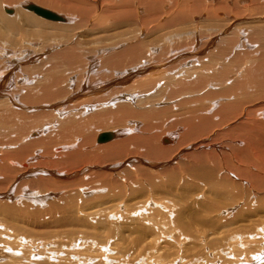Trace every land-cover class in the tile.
<instances>
[{"label": "bare ground", "instance_id": "obj_1", "mask_svg": "<svg viewBox=\"0 0 264 264\" xmlns=\"http://www.w3.org/2000/svg\"><path fill=\"white\" fill-rule=\"evenodd\" d=\"M2 1L4 0H0V8L2 7L3 11H5V15L13 16L5 18L6 16L3 17L0 15V45L2 46L7 45L6 40L9 36V43L14 45L12 38L15 35H22L26 40H32L35 35H39L40 38L44 37V40H46L45 38L48 40L54 38L52 37L55 33L53 31H59L60 34L57 33L58 38L62 34L67 36L66 32L69 29L76 28L77 25L75 24V20H77L76 23L79 24L78 19L81 18L84 13L83 11L76 10L79 11L74 14L77 18H75L71 24L61 26L54 22L66 24L67 20L65 17H62L55 12V14L63 19L62 21L50 22L43 18V20H39L35 19V16L33 17L30 13L18 14L19 19H17L14 17L16 11L14 9L10 10L11 8L9 9L6 5L15 4L20 0H7L9 4H5ZM30 1H34L38 4L37 0ZM103 1H105V4L112 3L113 7L115 5L117 7L118 4H121L123 8L126 7L128 10V5L133 4V1L129 2L128 0ZM166 1L167 0H152L145 2V5L150 12L158 13L161 10L160 7H163ZM181 1L180 3H182ZM193 1H196L195 5L191 7L194 15L200 11L198 6L200 5V2L202 3V0ZM41 2L45 4V7L52 10L54 9L60 12L65 11L58 6L60 3L58 0H41ZM51 5H54L55 7ZM27 6H31V4H22L20 7L27 10ZM91 6L90 11H93L92 8L94 6L92 8ZM109 9L106 10V12L104 11L102 13L103 15L100 16L97 21H102L104 23L101 25H106V27L110 26V28L116 30L114 28L118 24L122 25V23H125L126 19H124V16L120 15L121 13L118 11L115 12ZM126 13H128V11ZM86 14H88V12H85V15ZM180 17L183 18V15H175L174 20H172L171 23L184 24L185 22L180 20ZM111 18L116 19L117 23ZM117 19L121 20L122 23L119 20L117 21ZM45 20L49 22H46ZM79 20L81 21V19ZM77 29L78 26L76 30ZM60 38L67 41L64 42L65 48L63 50L61 49V52L58 51L59 53H57L56 56L53 54V57L47 56L48 59L51 57L48 60V63L44 60L43 62H40L39 64L41 66H36L34 68V75H31V72L29 71V73L25 69L24 72L29 75L21 77V73V75L18 76L20 77V81L18 82L25 83L24 86L21 85L20 89L22 90L19 89L21 91L19 93L14 91V88L12 87L14 82L16 83L17 81L13 75L14 70L21 64H26V62L30 61L34 62L37 56L34 55L35 53L30 55L27 52L16 53V51H14V56L9 61L8 59L6 60L7 57L4 58L5 60H0V131L1 128L5 129L2 133L8 134L6 140H9V143L12 144V147L10 146L11 144L6 146L11 147V149L4 150L3 148H5V145L3 148L0 147V151L1 149L4 150L0 152H3L0 154V224L3 223L6 228L10 229L11 231L9 232L16 233L13 235L11 234V236L14 238V243L19 244L16 247L15 245H10L9 247L7 244L8 242H4V249L7 253L5 252L3 256L5 259L0 262V264L19 263V261L16 262L14 259L15 256H20L21 245L27 246H25V248L22 247V249H25L24 251H29L30 249L33 251L35 244L32 236L35 234H41L40 231H51V229L56 230L58 235L59 233H61V235L65 234L66 236H64V238H68L69 241L71 238L74 239V236L76 237L81 234V232H83L82 229H91L94 222H91L90 218L95 219V216L104 218L105 215H109L113 211L115 206L114 204L113 206L103 205L104 207H113L110 211H108L109 208H106L108 212H105L104 214L102 213L103 215L100 214L103 209L102 211H99L98 209L93 211L95 208L94 205L97 203H94L95 195H100L101 201H105L109 196L118 197L128 192L127 195L134 199L136 197L133 198V196L137 195L139 197L141 195L145 197L144 194L146 188L154 193L153 191H160L163 187H168L170 185L180 187L181 182V189L185 192L188 191L187 186H189L191 190H196L198 184H202L198 190L199 192L205 191V195L203 194L204 192H201L205 199L200 198L198 201H195L197 198L192 199V196V200H190L191 205L188 206V204L184 210H179L180 208L178 209V206L180 207V202L177 199H172L170 201L168 199L166 200L165 197L164 200L159 199L156 201L154 200V197L150 196L143 199L145 202L142 205V210H146L151 204L152 206L158 207V202L161 207L167 206L169 212L166 217H172L168 222L164 221V224L167 226V235L162 232L161 228V230H156L154 229V225V227L150 225L146 229L149 233V237H153L151 240L149 239L146 244L147 234L143 233V230L145 229L144 227L139 230L135 228L131 229L127 227L123 228L122 226H115L111 228L114 232L115 238L122 239L127 238L130 234H136L137 238H134L136 245L141 246L140 244L144 241V245L146 244L144 246L145 249L147 245L149 248H158L160 245V248L158 249L162 250L164 247H161L162 242L160 241L164 236L166 237L170 234V237L173 238V236L175 237L174 234L176 232L180 235L183 234L184 238L182 244H184L188 237L194 235L191 230L192 226H198L200 224L201 226L203 225V227H207V225L204 224L208 223V225H211L207 227L210 229L209 232H214L211 235L215 236L216 233H219L217 230H220L222 240L225 236L227 237L225 241L229 245L227 250L228 253L222 250L220 251L222 255H225L223 257V264H256L263 259L264 252L257 249L263 245H261V240L264 241V224L261 223V220H264L263 122L251 121V124L249 122V124L237 122L235 125L232 124L233 126L229 125L232 127L233 139L239 140L237 142H240L242 145L240 147L231 146L229 152L220 155L221 158L219 161L218 158L216 160V157L210 152H206L205 154L193 152L190 154L188 153V160H190L191 163L189 165L182 164L180 167H178L177 164V167H175L177 170L172 167L167 168L166 166L169 165V162L163 166L161 165L159 168L163 169V172L158 171L156 173L165 176L166 184L158 181L157 176L159 175L153 174L154 172H150L149 169L146 170L139 167L137 162L142 161V159L147 162L152 161L157 163L166 159H169L171 162L175 161L182 153H184V150H181L180 144L195 141L196 139H201V141H203V139H206V136H208L214 128H217L221 124H225V122L231 121L232 119H239L242 114L245 115L247 107L245 108L243 105L248 106V103L250 104L256 101L257 96H260V94L262 97V91H264V62L262 64L259 62L253 63V65H250L251 67H248L247 65L248 68L243 70L245 71L244 77L242 76L241 79L238 78L231 81L230 84L226 83L228 86L219 89L222 91H215L209 89V87L212 88V86H210L211 84H215L214 81H211L212 79H209L210 76L208 79L197 78L191 80V76L195 74L197 75L200 72L196 73L193 70L195 74H188L191 71H188V68L184 65L188 63L181 60V58L186 55L195 58L198 54H196V51L199 50V48L192 50L195 47H192L193 44H191V42L193 39L191 33L188 31L181 37L163 39L161 41L163 42L161 44L164 46L162 49L161 44L152 46L145 43H139L137 37H134L131 41L126 38V41H124L125 39L123 41L122 39H119L118 44H113L112 47L111 45L106 44V46L101 47L99 45L95 46L93 44L98 43L99 41L93 42L91 45L94 47L87 49L88 51L86 49L84 51L82 48L89 45L87 39L86 41L83 40L82 42L70 46L69 41H72L73 38L66 39L63 36ZM35 39H37V37H35ZM170 39H183L184 41L182 44L184 47L169 43ZM44 40L42 41L44 42ZM101 42H103V40ZM195 43H198L197 40ZM209 43L211 42H207V44ZM48 48L53 49V47L48 46L45 50H48ZM77 48L81 49L82 52L85 53L84 55H90L87 57L88 60L83 59V54L81 55L78 53L76 50ZM21 49L22 48H20V50ZM159 51L160 53L158 54ZM94 53H96L95 55L102 56L99 63H97L96 60L94 61L96 58H93L95 56L91 55ZM182 53L184 54L181 57H176ZM4 54H6L5 56H7V54L10 56L7 50H5ZM154 54L158 55L154 56ZM160 54H163V56ZM165 54H167V58L165 56L164 59ZM0 56L4 57L2 55ZM43 56L45 55L43 54ZM43 56H41V60L44 58ZM242 60V62H244V59ZM178 61L182 62L179 63ZM95 65L102 67L100 73L97 72V74H94L89 70L83 75L84 79L81 76L72 77L70 75L71 73L78 71L76 69L77 67H80V70H88L91 66L97 67ZM172 65H174V68L170 67ZM195 68V70H197V67ZM225 68L223 71H225ZM32 69L33 68L31 67V70ZM201 69H203V67ZM206 69L208 68L205 67V70ZM132 74L136 75L131 77ZM225 74L227 73L225 72ZM202 75H204V73ZM157 76L161 78L159 79ZM80 78H82V80H80ZM134 84H137L138 86L136 97H139L138 95L141 94H145L147 97L144 96L141 99H136V97L127 94L134 89L132 88ZM155 88L156 92H153ZM204 89L205 91H203ZM198 91H203L202 95H199ZM246 91L250 94L254 93L250 95V98L247 97V99L241 97V99H237L236 102L230 101L228 103H220L218 106L214 105L213 108H209L207 113L203 109L205 103L203 104V107H199L202 102H210L215 98L217 99V97L219 99L222 97L221 99L223 100L232 95L235 97L239 92H242V94L245 93V96L247 95ZM14 92H16V94ZM107 92L109 93L107 94ZM17 94L19 103L14 100ZM124 100H128L129 103H117V101ZM261 100H263V98L260 99V101ZM9 102L13 106H9ZM50 103L54 104L51 105ZM63 103H65V105L60 106ZM82 105L83 110H80ZM110 105L112 106L107 108ZM214 107H217V110H214ZM65 109L66 111L69 109L72 112L70 113V116H66L67 118L61 121L54 120L53 117L56 115L63 116ZM31 110H36L39 114H34L33 116L28 115V112L30 113ZM93 110L95 112L89 115L88 113H91ZM248 112V116L253 113L252 111ZM85 113H87L88 116H84ZM38 116H41V118H38ZM31 120L35 127L41 126L40 130L41 132H44V134L40 137L38 134L39 131H31L27 136L29 140L25 143V132L29 130V127L33 126L31 123H28ZM92 125V128L99 126L104 127L102 129H105L110 126V128H117V130L115 132H106L109 133L110 139L103 143H99L97 137L101 133L95 135L94 130L97 128L90 130ZM88 127L90 129L86 131ZM180 128H183V133L181 132L182 134L180 133L178 137V146L174 147V144L177 141L174 137L175 135L168 134L170 136L162 137L163 134H167L164 133L167 129L180 130ZM159 132H161V135ZM2 133L0 132V134ZM4 136H6V134ZM0 137L2 136L0 135ZM158 137L163 144L167 143V147H163L159 144ZM31 138L34 139L31 140ZM94 138L95 143H93ZM170 142L172 143L169 144ZM91 144L94 145V148L87 149ZM199 144L201 145V142ZM97 145L104 146L97 147ZM187 147L191 152L195 150H193V146ZM217 161L219 163H217ZM95 164H109V166L105 167L104 171L98 170L83 177L81 171L86 170L82 169L83 165L91 166ZM219 164L222 166L220 167ZM124 166H128L126 167L127 169H125ZM221 168H224L226 170L224 172L226 173L221 171ZM48 169L52 172H49ZM179 169L184 173L189 174V178L194 180L191 181L193 184L177 179V171H179ZM80 172L81 175H79ZM120 173L126 183H121L120 179H118L117 174ZM76 175L79 177L77 176L76 178ZM121 176L120 178H122ZM23 177H32V179L21 180ZM81 188L86 189L87 193L82 194L80 192ZM32 190H35L34 194L31 193L33 192ZM187 195L183 192L182 198L189 201ZM117 197L115 198L117 199ZM123 197H119L120 200L123 199ZM30 198H34L37 203L32 204L29 201ZM115 198L111 199L115 200ZM95 201H97V199ZM139 201L140 200H135V203L133 204L135 205ZM173 206H175L174 210H172ZM188 208H192L195 211L190 213L191 211ZM259 213L261 216H258ZM204 214L209 216L212 215V218L214 219L212 221L206 219H202L203 221L198 220L199 216H204ZM232 216L238 219L242 218L245 225L235 227L237 224L231 222L230 217ZM109 217L111 218V221L116 218V221L114 220V222L116 225H119L120 217L115 216L114 214H110L107 218ZM254 217L257 218L254 219ZM260 218L261 220H259ZM105 220L106 219L104 218V220L99 221V229L105 226L107 223ZM225 222L230 225H236L228 228L222 227L220 229L219 226H222ZM162 223L163 221H161V223L159 222V224ZM0 231H2V233L5 232V230ZM113 232H111V235H113ZM198 235L197 237L199 239L203 237L204 240L203 242L200 241L201 245L199 251L195 253L192 258L187 260V262H190L191 264L193 262H203V260L207 262L210 258H213V260L215 258V261H217V255L214 256V253L216 252V249L219 248L218 243L211 245L209 244V240L206 241V236ZM175 238L176 239L173 240L177 241L178 237L176 236ZM208 238L209 237H207V239ZM77 241V244L82 242L80 241L78 243ZM211 241H215V239H212ZM107 242L108 241L105 243ZM132 242H134V240H132ZM66 245L68 246L69 244ZM36 247L38 248V245L35 246V248ZM142 248L143 247L140 249ZM248 251H253L254 253L247 255ZM207 252L209 254L212 252L213 256L211 255L210 258H205L203 260L197 256ZM125 254H122L120 258L126 259L127 257L123 256ZM204 254L202 257H204ZM142 256L144 259L145 257L147 258V253L144 251L139 253L136 256V260ZM49 257H51V255ZM160 258L161 256L159 259ZM174 262L175 261L170 263ZM42 264L44 263L42 262Z\"/></svg>", "mask_w": 264, "mask_h": 264}, {"label": "rangeland", "instance_id": "obj_2", "mask_svg": "<svg viewBox=\"0 0 264 264\" xmlns=\"http://www.w3.org/2000/svg\"><path fill=\"white\" fill-rule=\"evenodd\" d=\"M37 1H38V4L36 2L30 1V0L29 1L28 0H20L19 2L15 3V4H9L7 0H4L2 2H4L5 4H9V5H6V7H8L9 9L11 8L10 10L14 9L16 11L15 15L17 17L15 15H14V17L17 19H19L18 17L22 13H27V14L30 13L33 17L35 16L34 17L35 19H39V20L42 19V18H39L38 16L36 17V15L33 14V12L24 10L22 7H20L22 4L25 5L26 3L31 4V5L33 4V5L42 7L44 9L50 10L52 12H55L58 15L65 17L67 20L66 24L54 22L55 24H58L61 26L69 25L72 23L73 20H75V18H77V17H75L74 14L78 13L79 11H76V10L83 11L84 13H83L82 17L79 18V19H81V21L78 19L79 24H77L76 23L77 20H75V24L78 26V29L76 30L77 26L74 29H69L66 32L67 36L62 34L58 38L57 33L60 34L59 31H53V32H55L52 35V37H54V38H51L48 40H47V38H45L46 40H44L43 36H42L43 38H40L39 35H37V36L35 35L32 40H26V38L23 37L22 35H19V36L15 35L12 38L14 41V45L10 44L8 41L10 36L6 40L7 45H5V46L0 45V55L4 56V57L0 56V60H5L4 58L7 57L6 60L8 59V61H9L14 56L13 55L14 51H16V53L27 52L30 55H32V53H35L34 55L37 56L36 59L34 60V62H32V61H30L31 63L26 62L27 65L21 64L18 68H16L14 70L13 75L17 81H16V83L14 82V85H12V87L14 88V91H16L17 93L21 92L20 91V90H22V89H20L21 85L22 86L25 85V83L18 82V81H20L19 80L20 77H18V76L21 75V73H22L21 77H25V76L29 75V74L24 72L25 69L28 72L30 71L31 75L32 74L34 75V68L36 66H41L39 64L40 62H43V60H44V61H47V63H48V60L51 57H53V54H54V56H56L57 53L61 52V49L63 50L65 48L64 42H67V41H65L64 39H61L60 37H62V36L66 39L73 38L72 41L71 40L69 41L70 46H73L75 43L77 44L79 42H82L83 40L86 41V39H87V43H89V45H87L85 48H82V50L84 49V51H85V49L87 50L89 48L94 47L91 45L93 42L99 41L98 43L93 44L95 46L99 45L101 47V46L111 45V47H112L113 44H118L119 39L120 40L122 39V41H123L126 38L127 40L129 39L131 41L134 37H137V41H139V43H145L148 45L157 46V44L163 43V42H161L163 39H167L170 37H175V38L181 37L184 34H186L188 31L189 33H191V36L193 39V41L191 42V44H193L192 47H195L192 50H196L198 48H199V50L196 51V54L197 53L198 54H197V56H195V58H192V57H189L186 55V56H183V58H181V60H184V62L185 63L187 62L188 64L191 63L189 65L184 64L185 67L188 68V71H191L188 74L193 75V74H195L194 71L196 73H199V72L201 73V75H200V73L197 74L198 76L196 74L193 75L194 77L191 76V80H195L197 78L198 79H208L210 76L209 79L210 80L212 79L211 81H214L215 84H211L210 86H212V88L209 87V89L215 90V91H222L219 89L228 86V84H230L231 81H234L238 78L241 79L242 76L244 77L245 71H243V70H246L248 67H251L250 65H253V63L259 62L262 64L264 62V0H202V3L200 2V5L198 6V9L200 11H198L194 15H193L194 12L191 10V7L195 5L196 1H193V0H182V1L181 0H178V1L177 0H167L166 3L163 5V7H160L161 10L160 11L158 10L159 14L153 13V12H150L149 10H147L145 2H149L152 0H149V1L128 0L129 2L133 1L132 5H128L129 10L126 7L123 8L121 4H118L117 7H116V5L113 7L112 3L105 4L104 3L105 1H103V0H58V1H60L58 6L63 8V10H65L64 11L65 13L54 10V9L52 10L50 8H47V7H45V4L41 2V0H37ZM53 1H55V0H53ZM157 1H159V0H157ZM180 1L182 3H180ZM76 2L78 5L76 4ZM173 4H175V5H173ZM51 6L55 7L54 5H51ZM88 6H89V8H88ZM90 6H91V8L94 6L92 8L93 11H90L91 10ZM77 7H79V8H77ZM108 9L111 11H115V12L118 11L119 13H121L120 15L124 16L123 18L126 19L125 23H122L121 20L117 19V21L119 20L122 23V25L118 24L114 28L116 30H113L112 28H110V26L106 27V25H101L104 22H102L100 20H99L100 22L97 21V19H99V17L103 15L102 13L104 11L106 12V10H108ZM123 11H124V13H123ZM127 11H128V13H126ZM4 12L5 11H3L2 7H1L0 8V15H2L3 17L6 16L5 18L13 17V16L5 15ZM85 12L86 13L88 12L89 15L86 14L87 15L86 16ZM177 14L183 15V18L180 17V20L185 22L184 24H172L171 23V21L174 20V16ZM111 19H113V21L116 22V19H114V18H111ZM208 19H210V20H208ZM46 22H49V21H46ZM50 22H52V21H50ZM98 23H100V24H98ZM219 28L220 29L222 28V29L220 30ZM61 32H63V31H61ZM35 37H37V39H35ZM126 39L124 41H126ZM42 40H44V42ZM102 40H103V42H101ZM196 40L199 44L195 43ZM183 41H184L183 39H170L169 43L184 47V45L182 44ZM207 42H211V43H209L210 45L207 44ZM15 43H18V44H15ZM194 44H195V46H194ZM161 45H162L161 46V49H162L164 46H163V44H161ZM48 46L53 47V49L48 48V50H45V48L47 49ZM60 46H61V48H60ZM200 47H201V49H200ZM20 48H22V49L20 50ZM168 48H169V46H168ZM187 48H189V47H187ZM179 49H183V48H179ZM202 49L203 50L205 49V50L203 51ZM5 50H7V52H9L10 56H8V54H7V56H5L6 55V54H4ZM76 50L81 55L83 54L82 55L83 59L88 60L87 57H89L90 55L89 56L84 55L85 53L82 52L81 49L77 48ZM200 50H202L203 52ZM159 53H160V51L158 52V54ZM43 54L45 56H43ZM95 54L96 53L91 54V55L95 56V57H93V58H96V59H94V61L96 60L97 63H99L102 56H100V55L98 56ZM183 54L184 53H182L176 57L177 58L181 57ZM157 55L154 54V56H157ZM160 55L163 56V54H160ZM166 55L167 54L164 55V59H165ZM240 55H242V56H240ZM38 56H40V57H38ZM41 56L44 57L42 60L40 59V58H42ZM47 56L48 57L51 56V57L48 59ZM166 58H167V56H166ZM242 59H244V62H242L243 61ZM245 60H247V61H245ZM236 61H237V63H236ZM181 62H179V63H181ZM198 65H199V67H198ZM247 65H248V67H247ZM95 66H97V67L91 66V68H89L88 70L87 69L80 70V67H77L76 69L78 71H76L75 73H71L70 75L72 77L81 76L83 78V75H85L86 72L89 70L91 73H94V74H97V72L100 73L102 71L101 70L102 67H100L99 65H95ZM173 66L174 65H172L170 67L174 68ZM192 66L197 67L198 71L195 70L196 68L195 67L193 68ZM201 66L203 67V69H201L202 68ZM207 66H209V67H207ZM31 67L33 68L32 69L33 73H32ZM205 67L208 68L206 70H209V68H210V70L206 71ZM224 68H225V71H223ZM220 71L223 73H221ZM209 72H211V73H209ZM225 72L227 74H225ZM203 73H204V75H202ZM68 74H67V76H68ZM135 75L136 74H132L131 77H134ZM16 76H17V78H16ZM227 77H228V79H227ZM261 77H263V76H261ZM82 78H80V80H82ZM157 78H159V77L157 76ZM218 78L220 81L218 80ZM258 78H260V77H258ZM226 83H228V84H226ZM132 88H134V89L129 91L127 94L136 97V92H137V88H138L137 84H134L132 86ZM203 91H205V89ZM16 92H14V93L16 94ZM153 92H156V88L153 90ZM202 92L198 91V94L202 95ZM108 93L109 92H107V94ZM253 93H251V94H253ZM263 93H264V91H262V97H261V94H260V96H257L258 101L256 99V101H254L250 104L248 103V106L243 105L245 108L247 107L246 111L247 112L252 111L253 115L249 114V116H248L249 112L248 113L246 112L245 115L242 114V116L239 119L235 118L234 119L235 121L232 119L231 121L225 122V124H221L219 127L214 128L213 131H211V133L208 135L209 137L206 136L207 138L203 139V141H201V139H196L195 141L185 142V143L180 144L181 150H184V153H182L181 156L177 160L171 162V161H169V159H166V160H163V161L157 163V162H152V161L147 162L141 158L142 161H138L137 165L141 168L146 169V170L149 169L150 172L151 171L154 172L153 174L159 175L156 172H158V171L160 172L163 170V169H160L159 167L161 165L163 166V165L167 164V162H169L168 164L170 166L167 165L166 167L167 168L172 167L174 169H176L175 167H177V164H178V167H180L182 164L189 165L191 163V161L188 160V155L190 153H193V152L202 153V154H205L206 152H208V153L210 152L214 155V157H216L215 159L217 160V158H218V161H219V159L221 158L220 155H223V154H226L227 152H229V150L231 149L230 148L231 146H234V147L239 146L240 147L242 145V144H240V142L239 143L237 142L239 140L233 139L234 137L232 134V127H230V126L235 125L237 122L245 123V124H249V123L251 124L253 121L264 123V116H263L264 115V94ZM244 94L245 93L242 94V92H239L238 94L235 95V97H233L234 95H232V96L228 97L227 99H223V100L221 99L222 97L220 99L218 97H217V99L212 98L213 99V100L211 99L212 101L202 102L199 107H203V104L205 103L203 109L207 113V111H209V108L210 107L213 108L214 105L218 106V105H220V103L223 104L226 102L228 103L230 101L236 102L237 99H241V97L246 98V99H247V97L250 98L251 94L249 92H247V95H245L246 97L244 96ZM138 96L139 97H136V99H141L145 96V94H141ZM17 97H18V94L16 95L14 100H15V102L19 103ZM145 97H147V96H145ZM262 98H263V100L260 101V99H262ZM117 103L128 104L129 101L128 100L117 101ZM53 104L54 103H52L51 105H53ZM11 105L12 104H10V102H9V106H11ZM63 105H65V103H63L60 106H63ZM111 106L112 105L108 106L107 108H109ZM131 107H132V103H131ZM57 108H60V107H57ZM82 108H83V105L80 107V110H83ZM216 108L217 107H214V110ZM200 109H202V108H200ZM214 110H212V111H214ZM65 111H66V109L64 110V114L62 112L63 116L56 115L55 117H53L54 120L61 121L65 118H67L68 116H70V113H72L69 109L66 112ZM94 112L95 111L93 110L91 113H88V114L91 115ZM34 114H39V112L36 110L35 111L31 110L30 113L28 112V115L33 116ZM84 116H88L87 113H85ZM38 118H41V116H38ZM28 123H31V125H33L32 120ZM226 123H228V124H226ZM31 127H29V130H27L25 132V135H24L25 143H27L26 141L29 140L27 136L31 131H36V130L39 131L38 134L40 135V137L43 136V134H44V132H41V130H40L41 126L35 127V125H33ZM33 127H34V129H33ZM89 127L87 128L86 131H88L90 129ZM92 127H93V125L91 126L90 130H92V129L94 130L95 128H97L96 130H94L95 135H97L98 133L109 132V131L115 132L117 130V128H113V127L110 128V126L106 127L105 129H102L104 127H99V126H97L95 128H92ZM4 130L5 129L1 128L0 132L2 133ZM181 132L183 133V128H180V130L167 129L164 132L167 134H163L162 137L170 136L168 134H171L173 136L175 135L174 137L177 140L174 144V147H175V146H178V137H179ZM5 134H6V136H4ZM159 134L161 135V132H159ZM0 135L2 136V137H0V144H1L0 147L3 148V146L5 145V148H3L4 150L5 149H11L12 144L9 143L10 142L9 140H6L8 138L7 137L8 134L2 133ZM34 138H31V140ZM160 138H161V136H160ZM158 141H159V144H161L163 147H167V143L163 144V142L160 141L159 137H158ZM200 142H201V145L199 144ZM93 143H95V138H94ZM171 143L172 142H170L169 144H171ZM9 145L11 147H6ZM104 145H106V144H104ZM104 145H97V147L104 146ZM199 145H200V147H199ZM187 146H193L194 147L193 150L194 149L195 150L191 152L190 150H188ZM183 147H184V149H183ZM92 148H94L93 144H91L87 149H92ZM3 149H1V151H4ZM203 151H204V153H203ZM213 151H214V153H213ZM2 153H0V154H2ZM0 157H1V155H0ZM170 160H171V158H170ZM218 161H217V163H219ZM108 166H109V164H103V165L95 164V165H91V166L83 165L82 169H84V170L86 169V170L81 171V172H82L83 177L84 176L86 177L87 175H89L93 172H96L98 170L104 171L105 170L104 168L108 167ZM112 166H114V165H112ZM221 166L222 165H220V167ZM126 167H128V166H126ZM126 167H125V169H127ZM221 171L224 172L226 170L223 168ZM49 172H52V171L49 170ZM81 172L79 173V175H81ZM183 173L184 172L179 169V171H177V179L184 181V182H188L190 184H193V182H191V181H194V180H191L189 178V174H186V173L183 174ZM224 173H226V172H224ZM162 174H164V173H162ZM77 176L78 175H76V178H77ZM117 176H118V179H120L121 183H126L125 180L123 179V176H121V173L117 174ZM120 176L122 178H120ZM153 176H155V175H153ZM25 178L23 177L21 180H23V179L24 180H27V179L31 180L32 179V177H29V178L25 177ZM157 178H158V181L162 182L163 184H166V179H165L164 175H159V176H157ZM198 183H200V182H198ZM181 185H182V182L180 183V187L179 186L176 187L175 185L163 187L162 190H160V191L159 190L153 191L154 193H152V191L150 189L148 190V188H146V190H145L146 192L144 194L145 197L142 195L140 196L142 198H140L138 195L133 196V198L136 197L137 199L139 198L138 200H140L135 205L133 203H135V200L136 201H138V200L136 198H134L135 199L134 200V199H132V197H129L127 195L128 192L124 193L118 197L115 196V197H117V199L115 197L109 196L110 197V198L108 197L109 200L107 199L105 201H101L100 195H98L99 197L97 195H95L94 196V203H96V202L97 203H96V205H94L95 208L93 209V211H95L97 209L99 211H102V209H103V211L100 214H102V213L104 214L105 212L112 210L113 207L112 208L110 207L111 208L110 209L109 207H104L103 205L113 206V204H114L115 205L114 209L110 214H114L115 216L120 217L119 225H116L114 222V220L116 218L113 221L110 220L111 219L110 217L107 218L110 215L109 214V215H105V217H104L106 219L105 222H107V223L105 224L104 227L99 229V225H100L99 221L104 220V218L95 216V219L90 218V221L94 222V224H92L93 227H91L92 231L90 228H88L90 230L82 229L83 232H81V234H79L76 237L74 236V239L71 238L69 240L70 242L68 241V238L67 239L64 238V236H66L65 234H62L63 235V238H62L61 233H59V235H58L56 230L51 229V231L50 230L40 231L41 234H35L32 236L34 239V244H35V246L38 245V248L37 247L35 248V246H34L33 251H32V249H30L29 251H27V250L24 251L25 250L24 248L26 245H24V246L21 245V248H20L21 251L19 253L20 256H15L14 260L16 262L19 261V263H17V264H21V263L22 264H35V263L36 264H42V262L44 264H169L170 262H173V261H175V262L170 263V264H180V263L181 264H191L190 262H187V260L192 258L194 256V254L199 251V248L201 245L200 241L203 242V240H204L203 237H201L200 239L197 237V235L199 234L198 236H201V235L206 236L205 237L206 241L209 240V244H211V245H213L214 243H218L219 248L216 249V252L214 253V256L217 255L216 256L217 261H215V258H214V260H213V258L212 259L210 258L211 255L213 256V253L210 252V254H209L208 253L209 251H208L205 254L202 253V254L197 255L202 260L205 258H210L207 262L205 260H203V262L202 261L193 262L192 264H205V263H207V264H223L222 263L223 257L225 255H222L220 251L222 250V251H225L226 253H228L227 250H228L229 245L225 241V239L227 237L225 236L224 239L222 240L220 230H217L219 233H216L215 236L211 235L214 232H209L210 229H208L207 227L211 226V225H208V223L204 224V225H207V227L206 226L203 227V225L201 226L200 224H199L200 227L198 224H197L198 226H192L191 230L193 231L192 234H194V235L188 237L185 240L184 244H182L184 235L183 234L180 235L179 233L177 234V232L175 231L176 233L175 234L173 233V234L175 235V237L176 236L178 237L177 241L173 240V239H176L174 236H173V238H171L170 234H168V236H166V237L164 236L160 241V242H162L161 247H164L162 250L158 249V248H160V245L158 246V248H155V247L149 248L147 245V247L145 249L144 246L147 244L149 239L151 240L153 237V236L149 237V233H148L146 228H148L150 225H152V226L154 225L155 226L154 229H156V230L162 229V232L167 235V226L164 224V221L168 222L169 220L172 219V217H169V218L166 217L168 212H169V209H167V206L161 207L159 205V202L157 203L158 207L152 206V204H151V205H149V207L146 210H142L143 209L142 205L145 202V200H143L144 198H147L148 196H150V197H154V200H156V201H158L159 199L164 200L165 197H166V200L168 199L170 201L172 199H177L180 202V207L178 206V209L180 208L179 210H181V209L184 210V208H186L188 204H189L188 206H190L191 205L190 200H192L194 198H197V199H195V201H198V199H200V198L205 199V197L201 194V192L202 193L204 192L203 194L205 195V191L199 192V190H198L200 185L202 186V184H200V185L198 184V188L196 190H191V188L189 186H187V189H188L187 192H185V191H183V189H181ZM80 190H81L80 192L82 194L87 193L86 189L81 188ZM147 190H148V192H147ZM180 190H182V191H180ZM32 191L33 192H31V193L34 194L35 190H32ZM149 191H151V192H149ZM78 192H79V190H78ZM183 192L186 193V195L188 194L187 197L189 198V201L188 200L186 201L185 199L182 198ZM153 195H155V196H153ZM192 196H193V198L191 199ZM95 197H96L97 201H95L96 200ZM119 197L120 198L123 197V199L120 200ZM111 198H113V199L115 198V200L117 202ZM111 200H112V202H111ZM29 201L32 204L37 203V202H35L36 200H34V198H32V199L30 198ZM100 202H103V203H100ZM106 203H108V204H106ZM174 207L175 206L172 207V210H174ZM106 208L107 209L109 208L108 211L106 210ZM188 209H190V211H191V212L189 211L190 213L195 211L192 208H188ZM186 214H188V213H186ZM208 216L209 215L204 214V216H201V217L199 216L198 220L203 221L202 219H206V220L212 221L214 219V218H212V215H210L209 217ZM258 216H261L260 213L258 214ZM188 217H190V216H188ZM256 218L257 217H254V219H256ZM230 219H231V222H234L237 225L236 224L230 225L229 223L225 222V223H223L222 226H219L220 229L222 227L228 228V227H233L235 225H236L235 227L245 225V222L243 221L242 218L238 219V218H235L234 216H232V217H230ZM259 220H261V218ZM161 221H163V223L159 224V222L161 223ZM261 221H262L261 223L264 224V220H261ZM115 226H117V227L122 226L123 228L127 227V228H131V229L135 228V229H139V230L143 229V227H144L145 229L143 230V233L147 234L146 244L144 245V241H143L140 244L141 246L136 245L135 244V239L137 238L136 234H130L127 236V238H122V239H119L116 237L117 238L116 239L114 232L111 229ZM85 228H87V227H85ZM0 230H5L4 233H2V231H0V260H1L0 262H2L5 259L3 257L5 252L7 253V251H5V249H4V242L5 243L8 242L7 244L9 245V247H10V245H15V247H16L19 244L14 243V238H12L13 236H11V234L13 235L16 233L15 232H9L11 230L6 228L3 223L0 224ZM225 231H226V229H225ZM111 232H113V235H111ZM206 233H207V235H206ZM8 234L10 235L11 238L9 237ZM3 235H5V236H3ZM133 236H136V237H133ZM207 237H209V238L207 239ZM212 239H215V241H211ZM71 240H73V241H71ZM74 240H75V242H74ZM132 240H134V242H132ZM76 241L78 243L80 241H82V242L77 244ZM106 241H108V242L105 243ZM18 243H20V242H18ZM66 244H69V245L67 246ZM75 244L77 245V247ZM118 244H120V245H118ZM261 245L262 246L260 248L258 246H257L258 248L257 247L256 248L258 250H262L264 252V241H262V240H261ZM22 247H24V248L22 249ZM132 247H133V249H132ZM134 247H135V249H134ZM137 247H139V248H137ZM141 247H143V248L140 249ZM36 249H38L39 251ZM245 249H243V250H245ZM44 251H45V253H44ZM143 251L145 253H147V258L145 257V259H144L142 256V257H139L138 260H136L137 259L136 256ZM34 252H36V253H34ZM47 252H49V253H47ZM125 253H128V254H125ZM253 253H254L253 251H248L247 255H251ZM122 254H125L123 256L127 257V258L121 259L120 256ZM203 254H204V257H202ZM34 255H35V257H34ZM50 255H51V257H49ZM45 256H46V258H45ZM160 256L162 259L161 258L159 259ZM1 257H2V259H1ZM43 257L45 258V260ZM39 258H41V259H39ZM47 259H48V261H47ZM157 259H159V260H157ZM252 264H254V263H252ZM256 264H264V257H263V259H261Z\"/></svg>", "mask_w": 264, "mask_h": 264}, {"label": "water", "instance_id": "obj_3", "mask_svg": "<svg viewBox=\"0 0 264 264\" xmlns=\"http://www.w3.org/2000/svg\"><path fill=\"white\" fill-rule=\"evenodd\" d=\"M26 9L28 11L33 12L34 14H36L37 16L49 20V21H62L63 19L58 16L57 14H55L52 11H49L47 9L35 6V5H31V6H27ZM110 139V135L109 133H101L98 137H97V141L99 143H103L105 141H108Z\"/></svg>", "mask_w": 264, "mask_h": 264}]
</instances>
